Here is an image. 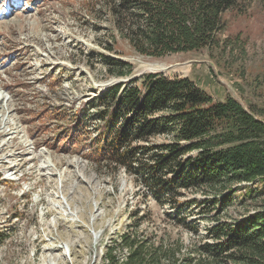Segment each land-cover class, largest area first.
<instances>
[{
    "label": "rangeland",
    "instance_id": "rangeland-1",
    "mask_svg": "<svg viewBox=\"0 0 264 264\" xmlns=\"http://www.w3.org/2000/svg\"><path fill=\"white\" fill-rule=\"evenodd\" d=\"M224 20L218 46L151 58L119 36L103 0H0V264H104L117 234L144 219L140 234L165 229L193 251L210 242L216 219L240 220L257 208L261 201H242L244 192L220 217L188 206L180 217L194 232L122 169L95 159L98 97L146 74L188 77L264 120V4L238 0ZM100 54L130 72L109 74ZM204 198L192 190L179 202Z\"/></svg>",
    "mask_w": 264,
    "mask_h": 264
},
{
    "label": "trees",
    "instance_id": "trees-1",
    "mask_svg": "<svg viewBox=\"0 0 264 264\" xmlns=\"http://www.w3.org/2000/svg\"><path fill=\"white\" fill-rule=\"evenodd\" d=\"M103 1L119 36L151 58L218 46L224 15L238 5V0ZM99 57L117 78L131 70L122 60ZM98 101L100 109L91 118L103 126L95 159L122 169L159 206L173 207L178 224L194 231L181 218L184 209L197 204L201 214L220 217L238 192L245 193L242 201H261L240 220L216 219L208 229L210 242L193 251L165 229L140 234L146 220H139L117 234L104 264H264V120L234 97L216 101L190 78L163 73L115 84ZM76 116L85 122L83 114ZM159 137L167 141L156 142ZM192 190L205 198L179 202Z\"/></svg>",
    "mask_w": 264,
    "mask_h": 264
},
{
    "label": "bare ground",
    "instance_id": "bare-ground-1",
    "mask_svg": "<svg viewBox=\"0 0 264 264\" xmlns=\"http://www.w3.org/2000/svg\"><path fill=\"white\" fill-rule=\"evenodd\" d=\"M3 101H5V98L0 101V110L3 108Z\"/></svg>",
    "mask_w": 264,
    "mask_h": 264
}]
</instances>
